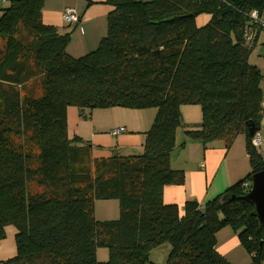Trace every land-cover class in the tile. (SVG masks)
<instances>
[{
	"label": "trees",
	"instance_id": "16d2710c",
	"mask_svg": "<svg viewBox=\"0 0 264 264\" xmlns=\"http://www.w3.org/2000/svg\"><path fill=\"white\" fill-rule=\"evenodd\" d=\"M7 1L0 8V243L14 227L16 256L0 264H154L150 252L167 244L168 264H230L216 251L225 228L238 233L252 264H264V232L246 199L252 176L264 171L249 133L260 131L264 115V75L249 61L264 31L250 14L264 16V0H106V35L79 58L67 52L70 33L44 24L45 0ZM199 16L210 19L199 27ZM188 105L201 107L202 122L185 135L204 149L215 141L229 149L244 135L252 171L205 205L180 208L163 194L185 182L170 157ZM69 107L83 119L87 110L111 108L157 114L142 154L92 159L91 146L69 138ZM102 200L119 201L118 221H97ZM100 248L109 250L107 262L97 259Z\"/></svg>",
	"mask_w": 264,
	"mask_h": 264
},
{
	"label": "crops",
	"instance_id": "0c3cea01",
	"mask_svg": "<svg viewBox=\"0 0 264 264\" xmlns=\"http://www.w3.org/2000/svg\"><path fill=\"white\" fill-rule=\"evenodd\" d=\"M105 1L45 0L42 12L43 22L45 25L57 28L62 35L71 34V41L67 48L71 57H83L96 50L100 41L105 37L107 16L112 10V7ZM68 8L76 11L79 23L67 24L63 20V14ZM209 19V16H199L197 25L204 26ZM253 52L252 59L250 56L249 61L264 75V31L259 34ZM261 86L264 90V81ZM180 110L186 128L178 130V142L185 139V131L197 129L202 122L200 106H182ZM78 113L79 110L74 107H69L67 110L69 138L73 136L80 138L82 131H86L94 143L91 149L92 158L107 159L114 155L142 154L146 141L145 133L150 130L157 111L155 109H98L93 110L90 114L91 118L86 120H82ZM121 128L125 129L124 133L113 135L115 130ZM259 133L263 143L258 152L264 158V115ZM185 149L176 152L175 155L171 154V167L184 172L185 182L181 186L172 185L164 189L163 200L166 204H174L183 208L186 202L194 201L205 205L243 180L252 171L246 137L243 135L238 136L229 149L223 141H215L204 149L202 144L195 140L186 144ZM6 236L7 239L5 238L6 240L0 243V262L16 256L15 228L6 227ZM224 238H227V235ZM230 242H232L231 247L234 248L238 243L235 239L230 240L222 246L225 251L227 247L230 248Z\"/></svg>",
	"mask_w": 264,
	"mask_h": 264
},
{
	"label": "rangeland",
	"instance_id": "374dc122",
	"mask_svg": "<svg viewBox=\"0 0 264 264\" xmlns=\"http://www.w3.org/2000/svg\"><path fill=\"white\" fill-rule=\"evenodd\" d=\"M8 6H9V1L3 2L2 0H0V8L1 7L6 8ZM251 59H252V56H251ZM36 90L39 92V94H41V88L39 85L36 87ZM75 109L78 110L77 108H75ZM90 114H92V113L87 110L86 111V116H87L86 119L91 118ZM81 119L86 120L83 118H81ZM86 124H88V123H86ZM68 135H69V133H68ZM74 137L75 136H73L72 138L70 137V139H73ZM81 137H83V138H81ZM80 138L82 139V141H79L78 143H76L74 145H76L78 147H84V146L85 147L86 146L92 147V145L94 144L92 139H90V134L88 135L86 133V131H82V136H80ZM184 138L185 139L181 142H178V140H177L176 147L174 148V150L171 153L172 155H175V153L180 151V150L181 151L186 150L185 149L186 144H188L191 141V139L185 135V132H184ZM135 155H137V154H135ZM91 158H92V155H91ZM87 164H89L88 160H86V165ZM174 170L182 171V170H178V169H174ZM95 204H96L95 216H96L97 221H99V222H112V221H118L120 219L121 208H120V203L118 200H102V201H97ZM7 227H9V226H7ZM223 230L224 231L222 233H221V231H222L221 230L216 235V238L218 241V245H217L218 247L216 248V251L221 256H223L230 264H252L253 263L252 257L247 253L245 248L241 245L239 238H238V233H235L230 228H225ZM226 235H227V238H224V236H226ZM232 239H235L236 242L238 241L237 246L235 248L231 247L232 242H230L229 243L230 248L228 249V247H227L226 248L227 252H226L225 249L222 248V246L226 245V243H228ZM171 251H172L171 245H168V244L163 245L157 249L152 250L150 252L149 259L154 264H168V259H169V255H170ZM97 259L101 263L107 262L109 259V250L107 248L98 249Z\"/></svg>",
	"mask_w": 264,
	"mask_h": 264
},
{
	"label": "water",
	"instance_id": "95a60500",
	"mask_svg": "<svg viewBox=\"0 0 264 264\" xmlns=\"http://www.w3.org/2000/svg\"><path fill=\"white\" fill-rule=\"evenodd\" d=\"M251 136L255 134L253 126L250 127ZM246 199L255 206V217L258 219L260 228L264 232V171L254 174L251 179V189ZM263 242L261 243V246Z\"/></svg>",
	"mask_w": 264,
	"mask_h": 264
},
{
	"label": "built area",
	"instance_id": "2783aa9c",
	"mask_svg": "<svg viewBox=\"0 0 264 264\" xmlns=\"http://www.w3.org/2000/svg\"><path fill=\"white\" fill-rule=\"evenodd\" d=\"M2 1H7V0H2ZM250 17L254 20L255 23L259 24L262 28H264V16L260 15L257 11H253L250 14ZM63 20L67 24H75L79 23V16L77 15L76 11L74 9L68 8L65 10L63 14ZM262 107L264 108V100L262 102ZM125 129L121 128L119 130H115L113 132V135H119L121 133H124ZM262 138L259 132L254 134V137L252 138V145L256 150H259L262 146ZM247 186V184H246Z\"/></svg>",
	"mask_w": 264,
	"mask_h": 264
}]
</instances>
